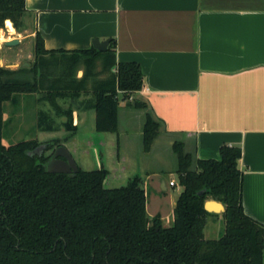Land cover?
<instances>
[{
	"label": "trees",
	"instance_id": "obj_1",
	"mask_svg": "<svg viewBox=\"0 0 264 264\" xmlns=\"http://www.w3.org/2000/svg\"><path fill=\"white\" fill-rule=\"evenodd\" d=\"M25 0H0V28L11 20L18 31L27 24ZM36 61L17 69L0 66V264H264V224L245 213L243 173L238 167L242 150L223 145L218 159H200L175 141L177 173L183 190L176 200L175 221L170 227L161 216L147 213V191L139 175L126 185L106 188L109 171L104 167L75 174L49 173L50 155L32 151L61 146L58 138L39 142L3 143L4 103L16 95L40 93L60 111L59 99L70 98L95 111L100 133H115L122 100L145 109L131 94L143 87V71L137 62H117L114 39L106 51L47 50L39 32L35 36ZM64 54L73 69L86 65L82 77L75 71L54 68L50 56ZM63 56V55H62ZM109 75L94 77L96 62ZM91 77L92 97L80 101ZM67 117L70 136L76 134L74 111ZM60 114V113H59ZM38 128L52 131L49 113L41 115ZM160 123L147 114L143 131L144 150L149 151ZM200 192H203L200 194ZM217 199L226 210L224 233L205 237L209 216L205 202Z\"/></svg>",
	"mask_w": 264,
	"mask_h": 264
},
{
	"label": "crops",
	"instance_id": "obj_2",
	"mask_svg": "<svg viewBox=\"0 0 264 264\" xmlns=\"http://www.w3.org/2000/svg\"><path fill=\"white\" fill-rule=\"evenodd\" d=\"M25 5L30 36L39 32L45 49L83 50L96 39H114L116 61L142 67L143 87L131 94L147 106L139 110L144 119L138 135L143 140L147 114L160 123L143 165L135 164L130 147L122 148L120 125L115 133L95 130L83 137L96 153L108 138L112 144L117 140L111 163L98 158L108 177L129 180L143 173L146 191L153 185L167 192L173 180L168 186L145 161L153 152L164 160L160 135L172 150L175 141H183L200 159H218L221 146H238L244 210L264 224V0H25ZM125 108L131 117L138 111L129 103ZM91 114L95 122V111L77 103L74 137Z\"/></svg>",
	"mask_w": 264,
	"mask_h": 264
},
{
	"label": "rangeland",
	"instance_id": "obj_3",
	"mask_svg": "<svg viewBox=\"0 0 264 264\" xmlns=\"http://www.w3.org/2000/svg\"><path fill=\"white\" fill-rule=\"evenodd\" d=\"M28 22V21H27ZM13 23V22H12ZM14 25V24H13ZM31 27H33L31 25ZM15 31L10 33L7 30L6 23L4 27L0 28V62H2V66L17 69L23 65H31L33 64L37 56L35 54V37L32 38L30 36V29H28V25L26 24L25 28L21 31H18L14 26ZM3 38H6L3 41ZM19 39L20 43L15 46H6L5 42ZM34 41V42H33ZM52 63H54L53 69H58L61 71L62 69H68L71 71H75V74H82L86 70V65L81 63L77 66L78 71L76 73V66L71 67V62L69 59L62 56L61 54L50 56ZM97 79L105 78L109 75V72L102 71V63L101 59L96 62V66L94 68V77ZM94 77H91L88 83L87 92H83L80 96V101L88 100L92 97L91 85L94 80ZM41 94L40 93H27V94H18L15 97L14 101H9L4 103V120L5 126L3 129V143L5 145H12L24 140H37L39 142H46L55 138L61 140L62 145H64L71 153L73 159L77 163V165L83 170H94L98 169L101 166L98 164L99 155L102 158V161L105 165L111 163V159L113 153L118 151L117 140H114L112 144L110 142V138H108L105 146L98 148L99 152L96 153L94 147L90 148L86 140L85 135H90L92 131L96 130V126H92L94 119L92 117L87 120L84 125L80 126V132L78 137H69L70 131L66 128L65 122L67 121V117L63 114V110H67L68 108H72L73 111L76 110L77 103L70 98H62L59 99L60 111H56L47 101L39 100ZM128 100H122L120 104V113H119V134L122 148L130 147L131 154L133 155V159L135 164L143 165V161L148 154L144 151V145L142 136L138 135V127L143 121V117H139L138 108L132 107L133 109H137L138 111L134 112L133 117H131L125 111L127 110L125 107H128ZM49 113V127L50 131H43L38 128V121L42 118V114ZM60 113V114H59ZM95 125V124H94ZM111 138H116V134H108ZM158 136V135H157ZM130 140L127 143V140ZM158 140H162L160 147L162 148V157L163 161H158L149 155V159L147 161V167L149 171H154L161 174L169 186V181L173 180L176 183V187L169 186V190L167 192L157 188L156 186H151L147 188V213L150 219H152L155 215L159 214L162 219V223L166 227H170L174 224L175 216H174V208L175 201L178 199L179 194L183 190V187L179 183V175L177 173V156L173 152L167 143V139L164 135H160ZM166 142V143H165ZM127 143V144H126ZM160 144V143H159ZM131 145L133 147H131ZM157 146V145H156ZM159 150V146H157ZM46 155L50 153V151L45 152ZM116 159V157H115ZM146 166H144L146 168ZM132 169V168H131ZM141 177L143 176V173ZM123 176V175H122ZM126 181V182H125ZM126 179L116 177L115 175L112 177H108L107 181L104 182V186L106 188H114L121 187L127 184ZM217 216H209L207 218V224L205 228V237L208 239H216L219 238L225 230V221L221 216V213H216Z\"/></svg>",
	"mask_w": 264,
	"mask_h": 264
},
{
	"label": "water",
	"instance_id": "obj_4",
	"mask_svg": "<svg viewBox=\"0 0 264 264\" xmlns=\"http://www.w3.org/2000/svg\"><path fill=\"white\" fill-rule=\"evenodd\" d=\"M111 42V39H107L104 41H100L98 39L94 40L93 45L96 49L100 51H106L109 44ZM20 43L19 39H14L10 41H6L5 45L6 46H15ZM0 62V66H2ZM45 150V146L41 145L34 151L30 153V155H33L34 153H39L42 154L43 151ZM101 168V167H100ZM47 171L49 173H68V174H75L79 171V166L73 159L70 151L64 146H58L50 159V161L47 164ZM107 179V178H106ZM106 181V180H105ZM203 192H200L202 194ZM213 204H216L218 206L214 207ZM205 209L208 212L211 213H223L226 210L225 205L218 201L217 199H209L205 202L204 204Z\"/></svg>",
	"mask_w": 264,
	"mask_h": 264
},
{
	"label": "bare ground",
	"instance_id": "obj_5",
	"mask_svg": "<svg viewBox=\"0 0 264 264\" xmlns=\"http://www.w3.org/2000/svg\"><path fill=\"white\" fill-rule=\"evenodd\" d=\"M6 27H7V30H8L10 33H13V32L15 31L14 25H13V23H12L11 20H7V21H6ZM5 39H6V38H3V41H4ZM213 205H214V207H217V208H218V206H217L216 204H213Z\"/></svg>",
	"mask_w": 264,
	"mask_h": 264
},
{
	"label": "flooded vegetation",
	"instance_id": "obj_6",
	"mask_svg": "<svg viewBox=\"0 0 264 264\" xmlns=\"http://www.w3.org/2000/svg\"><path fill=\"white\" fill-rule=\"evenodd\" d=\"M56 148H57V147H56ZM56 148L51 149V150H47L46 147H45V150L43 151V153H45V152H47V151H50L49 155H50V157L52 158V156H53V154H54Z\"/></svg>",
	"mask_w": 264,
	"mask_h": 264
},
{
	"label": "built area",
	"instance_id": "obj_7",
	"mask_svg": "<svg viewBox=\"0 0 264 264\" xmlns=\"http://www.w3.org/2000/svg\"><path fill=\"white\" fill-rule=\"evenodd\" d=\"M175 184V181H170V186H174Z\"/></svg>",
	"mask_w": 264,
	"mask_h": 264
}]
</instances>
